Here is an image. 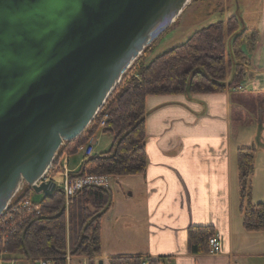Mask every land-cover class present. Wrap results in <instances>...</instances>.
<instances>
[{
	"label": "water",
	"instance_id": "obj_1",
	"mask_svg": "<svg viewBox=\"0 0 264 264\" xmlns=\"http://www.w3.org/2000/svg\"><path fill=\"white\" fill-rule=\"evenodd\" d=\"M190 1L0 0V215L23 184L52 196L57 150Z\"/></svg>",
	"mask_w": 264,
	"mask_h": 264
},
{
	"label": "crops",
	"instance_id": "obj_2",
	"mask_svg": "<svg viewBox=\"0 0 264 264\" xmlns=\"http://www.w3.org/2000/svg\"><path fill=\"white\" fill-rule=\"evenodd\" d=\"M229 5L225 0L224 20L235 14L243 27L259 32L247 57L246 79L233 90L247 85L258 92L264 87V0H235L228 10ZM201 19L206 17L198 19L200 24ZM230 94L227 89L145 98L147 167L143 174L117 179L112 205L102 218V252L96 260L108 264L110 257L141 256L164 258L166 264H264V232L243 228L237 200ZM256 143L264 148L261 131ZM192 226L214 229L221 245L217 255L188 250L187 230ZM21 264L32 263L22 259ZM69 264L88 260L71 257Z\"/></svg>",
	"mask_w": 264,
	"mask_h": 264
},
{
	"label": "trees",
	"instance_id": "obj_3",
	"mask_svg": "<svg viewBox=\"0 0 264 264\" xmlns=\"http://www.w3.org/2000/svg\"><path fill=\"white\" fill-rule=\"evenodd\" d=\"M259 32L243 27L240 18L232 14L226 20L210 23L193 32L186 41L160 53L137 71L132 78L116 89L100 115L106 116L103 133L113 137L107 151L83 156L77 172L70 178L103 175L115 179L143 174L147 167L145 151V98L148 95H194L224 92L239 87L247 76L245 51H253ZM147 47L144 53L149 49ZM233 68V69H232ZM232 76L229 77V70ZM98 123L73 142L69 155L80 145L88 143ZM70 145V143H66ZM233 164L239 176L240 212L247 232H264V202L246 201V192L253 172L254 150L237 147ZM32 189L23 184L13 200L30 199ZM110 188L85 186L66 205L63 190L38 202L40 213L18 224L6 245L7 258L19 255L32 261L48 258L54 264H67L65 256L85 257L88 264H97L101 256V222L112 205ZM215 235L210 226H192L187 230L188 250L207 252L208 241ZM97 261V262H95ZM163 264L164 258L116 256L108 264Z\"/></svg>",
	"mask_w": 264,
	"mask_h": 264
},
{
	"label": "rangeland",
	"instance_id": "obj_4",
	"mask_svg": "<svg viewBox=\"0 0 264 264\" xmlns=\"http://www.w3.org/2000/svg\"><path fill=\"white\" fill-rule=\"evenodd\" d=\"M224 1L225 0H191L176 23L172 24L164 33H162L152 45L149 46L150 48L144 53V55L140 57L139 67L142 63L147 64L160 53L175 45L183 43L196 30L209 23L224 20ZM228 1L230 3L227 7L229 10L235 0ZM202 17H206V20H204L205 18L201 19L200 21H204L200 24L198 19ZM245 52H247L246 57L249 58L252 51ZM263 63L264 62H260L261 65ZM232 69L229 70V76L233 72ZM257 91L258 92L251 90L247 85H244L243 89L231 90L229 112V139H231L233 144L237 147L254 150L253 172L250 176L245 201V203L249 201L253 204L264 202V148H260L259 145H257L255 136L257 130L260 128L262 129V139L264 140V87ZM94 137V151L96 154L107 151L110 148L113 140L111 135L103 133L99 128V131L94 134ZM73 148L74 144L70 145L68 148V167L69 169H74L73 172H77L81 165L82 155L77 152L69 155ZM117 185L118 180L112 178L110 189H115ZM123 185H125V183H123ZM237 186H239V176ZM237 194L238 204H240L239 187ZM42 197V193H31V200L34 202H38ZM11 259L21 263L23 258L19 259L18 257H12L11 255V258L7 259L5 264H10L8 263V260Z\"/></svg>",
	"mask_w": 264,
	"mask_h": 264
},
{
	"label": "built area",
	"instance_id": "obj_5",
	"mask_svg": "<svg viewBox=\"0 0 264 264\" xmlns=\"http://www.w3.org/2000/svg\"><path fill=\"white\" fill-rule=\"evenodd\" d=\"M139 61L133 62L131 68L127 71L125 76L116 84L112 93L125 85L132 78H139L137 71L139 67ZM112 93L108 96L103 106L98 111L96 116L93 118L91 124L87 128L98 123V128L103 129L105 125L106 116L98 122L100 115L104 112ZM68 148L69 146L64 145V147L58 151L51 162V164L46 169L45 173L41 176L37 184L49 183L51 181L56 182L57 188L63 190L65 203L68 205L71 199L74 198L77 191H80L85 186H94L102 188H110L112 184V177L103 175H86V176H76L70 178L68 176L69 170L67 168L68 164ZM77 153H81L82 156H92L95 154L94 151V141L90 140L84 145H80L77 148ZM40 213V207L38 204L34 203L30 199L13 200L6 209L0 215V264H5L7 258L6 245L8 238L15 231L17 225L26 222L27 220L33 218ZM220 241L216 235L210 237L208 241V251L209 255H217L220 252ZM67 264L71 259V256L67 253L65 256ZM32 264H54L53 260L48 258H37L30 261ZM10 264H21L13 259L8 260ZM142 264H147L145 261ZM163 264H166L165 262Z\"/></svg>",
	"mask_w": 264,
	"mask_h": 264
}]
</instances>
